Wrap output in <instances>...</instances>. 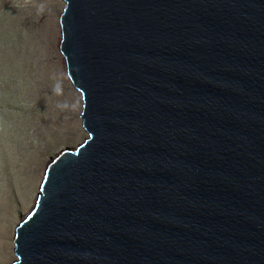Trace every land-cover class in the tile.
<instances>
[{
	"label": "water",
	"instance_id": "obj_1",
	"mask_svg": "<svg viewBox=\"0 0 264 264\" xmlns=\"http://www.w3.org/2000/svg\"><path fill=\"white\" fill-rule=\"evenodd\" d=\"M62 1L88 138L12 264H264V0Z\"/></svg>",
	"mask_w": 264,
	"mask_h": 264
},
{
	"label": "rangeland",
	"instance_id": "obj_2",
	"mask_svg": "<svg viewBox=\"0 0 264 264\" xmlns=\"http://www.w3.org/2000/svg\"><path fill=\"white\" fill-rule=\"evenodd\" d=\"M63 8L62 0H0V264L16 260L15 231L35 203L48 162L88 138L81 96L57 49ZM57 101L67 107L57 108Z\"/></svg>",
	"mask_w": 264,
	"mask_h": 264
},
{
	"label": "clouds",
	"instance_id": "obj_3",
	"mask_svg": "<svg viewBox=\"0 0 264 264\" xmlns=\"http://www.w3.org/2000/svg\"><path fill=\"white\" fill-rule=\"evenodd\" d=\"M28 2L29 0H24L25 4H27ZM43 10H44V5H40L37 9L38 12H43ZM52 93L53 95L56 96L62 95V78L56 79V83L53 86ZM56 107L61 110H64L67 107V105L61 101H57Z\"/></svg>",
	"mask_w": 264,
	"mask_h": 264
},
{
	"label": "bare ground",
	"instance_id": "obj_4",
	"mask_svg": "<svg viewBox=\"0 0 264 264\" xmlns=\"http://www.w3.org/2000/svg\"><path fill=\"white\" fill-rule=\"evenodd\" d=\"M46 168H47V165H46ZM46 168H45V171H46Z\"/></svg>",
	"mask_w": 264,
	"mask_h": 264
}]
</instances>
